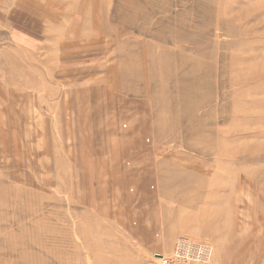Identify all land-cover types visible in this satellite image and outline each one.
I'll use <instances>...</instances> for the list:
<instances>
[{"label": "rangeland", "instance_id": "rangeland-1", "mask_svg": "<svg viewBox=\"0 0 264 264\" xmlns=\"http://www.w3.org/2000/svg\"><path fill=\"white\" fill-rule=\"evenodd\" d=\"M179 236L264 264V0H0V264Z\"/></svg>", "mask_w": 264, "mask_h": 264}, {"label": "built area", "instance_id": "built-area-1", "mask_svg": "<svg viewBox=\"0 0 264 264\" xmlns=\"http://www.w3.org/2000/svg\"><path fill=\"white\" fill-rule=\"evenodd\" d=\"M158 264H216L214 247L209 241L179 237L169 255H155Z\"/></svg>", "mask_w": 264, "mask_h": 264}, {"label": "crops", "instance_id": "crops-1", "mask_svg": "<svg viewBox=\"0 0 264 264\" xmlns=\"http://www.w3.org/2000/svg\"><path fill=\"white\" fill-rule=\"evenodd\" d=\"M180 237V236H179ZM179 237H177V238H175V239H173L172 237L171 238H169V239H167L166 240V243L165 244H163V247H162V249L161 250H159V251H157L155 248V250L152 248L153 247V245H151L152 243H149V244H147L146 245V249H145V251L148 253L149 251L151 252L150 254H151V257L153 258V260H155L157 263H158V260L155 258V255H168V254H171L172 253V251H173V249H174V246H175V242H176V240L179 238ZM162 243V242H161ZM132 246L134 247V249L136 248V245H133L132 244ZM129 248V250L131 249V247H128ZM133 249V248H132ZM135 256L137 255L135 252L133 253ZM130 258V257H129ZM130 260V259H129ZM137 263V261H136V258H134L133 259V261L132 262H130L129 264H136Z\"/></svg>", "mask_w": 264, "mask_h": 264}, {"label": "bare ground", "instance_id": "bare-ground-1", "mask_svg": "<svg viewBox=\"0 0 264 264\" xmlns=\"http://www.w3.org/2000/svg\"><path fill=\"white\" fill-rule=\"evenodd\" d=\"M229 24V23H228ZM235 27V26H234ZM233 28V27H232ZM253 28V27H252ZM130 74V73H129ZM130 76V75H129ZM129 79V78H128ZM124 80H126V79H124ZM124 80H122V81H124ZM128 82V81H127ZM198 83V82H197ZM193 85V84H192ZM196 86H199V84L197 85L196 84ZM170 133V132H169Z\"/></svg>", "mask_w": 264, "mask_h": 264}]
</instances>
